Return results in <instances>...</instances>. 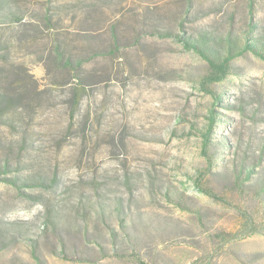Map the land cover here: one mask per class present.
Segmentation results:
<instances>
[{
	"label": "rangeland",
	"instance_id": "obj_1",
	"mask_svg": "<svg viewBox=\"0 0 264 264\" xmlns=\"http://www.w3.org/2000/svg\"><path fill=\"white\" fill-rule=\"evenodd\" d=\"M263 41L264 0H0V264H264Z\"/></svg>",
	"mask_w": 264,
	"mask_h": 264
},
{
	"label": "trees",
	"instance_id": "obj_2",
	"mask_svg": "<svg viewBox=\"0 0 264 264\" xmlns=\"http://www.w3.org/2000/svg\"><path fill=\"white\" fill-rule=\"evenodd\" d=\"M261 43V48H260V52L262 53V54H264V41L263 42H260ZM192 47H195L197 50H201V49H199V47H198V45H196V44H193L192 43V45H191ZM202 48V47H201ZM234 48V46L232 47V49ZM57 52H58V54H60L59 56H61V61H63L64 60V62H65V59H64V55L62 54V53H60V50L59 49H57ZM232 53H229V55L228 56H226V57H224L222 60L220 59V58H217L214 62H215V66H220V64H222V62H225V61H228L230 58H231V55ZM69 61V63H73V61H72V59L71 58H67V62ZM77 64H79V63H77ZM209 119H210V122L212 123V122H215V116H214V113H212L210 116H209ZM207 137L206 136H204V149L206 148V143H207Z\"/></svg>",
	"mask_w": 264,
	"mask_h": 264
}]
</instances>
